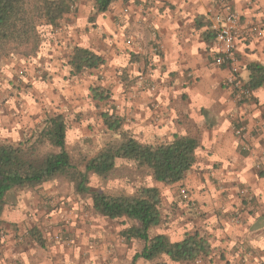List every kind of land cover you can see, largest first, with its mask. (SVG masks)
<instances>
[{"label":"crops","instance_id":"obj_1","mask_svg":"<svg viewBox=\"0 0 264 264\" xmlns=\"http://www.w3.org/2000/svg\"><path fill=\"white\" fill-rule=\"evenodd\" d=\"M224 1L240 15L241 28L236 37L235 61L223 67L214 64L216 36L211 28L212 18L221 11L220 0H165V15L157 10L163 5L161 0H138L129 2L127 11L115 12L114 17L128 18V32L135 30L142 44H148L149 36L138 34L136 24L155 26L165 63V94L158 97L160 102L165 97V101L156 109L157 119L148 109L147 92L127 94L122 104L119 99L118 106L128 116V122L134 119L132 123L139 131L147 132L151 122L157 121V135H165V143L172 142L175 136L195 138L199 143L195 165L186 178L174 186H165V230L159 229L155 235L164 234L173 243L194 234L207 240L210 254L193 264H264V86L243 97L240 90L227 83L236 77L245 86L251 78L249 66L264 67V0ZM123 28L119 26L117 30L120 41H115L116 46L105 41L98 51L105 61L101 67L127 57L123 55ZM133 97L137 98L132 100ZM242 125L247 132L240 139L235 130ZM177 187L182 201L180 192L187 190L200 214L183 201L190 210L184 208L182 217L172 216ZM190 212L191 216L187 214ZM75 240V250L57 245L58 251L52 249L50 259L44 263L77 264L80 256V264H100L103 260L132 264L134 256L145 247L140 239H115L112 243L109 235H78ZM95 242L98 245L91 246ZM14 259L8 258V263ZM165 262L185 264L166 258ZM145 263L148 262L142 260L135 264Z\"/></svg>","mask_w":264,"mask_h":264},{"label":"rangeland","instance_id":"obj_2","mask_svg":"<svg viewBox=\"0 0 264 264\" xmlns=\"http://www.w3.org/2000/svg\"><path fill=\"white\" fill-rule=\"evenodd\" d=\"M137 1L119 0L108 12L97 14L95 0H78L57 26L40 29L41 44L35 54L0 58V145H32L47 120L53 115H62L68 126L67 150L73 164L85 173L92 159L128 137L149 145L165 142V135H157V121L151 122L147 132L139 131L132 123L134 119L128 122V116L118 106L119 99L122 104V97L127 94L135 96V93L147 92L148 109L157 119L156 109L165 101V97L161 102L158 98L159 94H165V63L164 49L155 26L136 24L138 34L149 36L148 44H142L136 39L135 30L128 32V18L114 17L118 10L130 9L129 2ZM160 3L163 5L157 8L158 13L165 15V0ZM146 5L155 7L153 3ZM119 26L125 28L121 37L123 55L127 57L117 63L113 60V65L74 76L69 64L74 48L89 49L98 54L105 41L116 46L115 41L120 39ZM92 90L105 100H95ZM105 114L120 117L124 125L117 131L110 130L104 121ZM50 151L56 152L46 147L38 153L43 155ZM88 181L92 191L112 196H134L144 188H158L162 195L163 224L154 228L151 236L159 229L165 230V211L168 209H165V185L155 182L145 168L132 161L117 159L110 174L89 173ZM179 191L177 187L176 208L171 213L174 217H182L180 212L184 213V208L190 210ZM133 224L126 219L113 221L98 215L93 209L91 195L78 192L65 177H56L36 187L15 189L6 196L0 219V264H9L8 258H15L12 264H45L52 249L58 251L57 245L75 250L78 235L88 234L91 238L109 235L115 243V239L118 242L124 238L121 235L124 229ZM97 245L95 242L91 246ZM79 257L77 264H80ZM107 262L103 260L100 264Z\"/></svg>","mask_w":264,"mask_h":264},{"label":"trees","instance_id":"obj_3","mask_svg":"<svg viewBox=\"0 0 264 264\" xmlns=\"http://www.w3.org/2000/svg\"><path fill=\"white\" fill-rule=\"evenodd\" d=\"M78 0H0V58L12 54L32 56L41 44L40 29L55 27L70 12ZM119 0H95L97 14H104ZM128 1V0H124ZM69 64L74 76L88 70H97L104 59L89 49L74 48ZM250 81L245 87L254 91L264 86V67L249 66ZM94 99L105 98L92 90ZM105 123L117 131L124 121L106 114ZM68 126L62 115H53L40 131L32 145H0V219L5 209L6 196L13 190L36 187L56 177H65L76 190L91 195L95 212L110 220L126 219L138 223L122 232L127 240L140 239L144 250L134 256L132 264L142 259L148 263H195L211 252L210 244L197 234L188 235L180 242H171L164 234L151 236V230L163 224L162 195L158 188H144L134 196H112L94 192L88 187V174L107 176L117 159L134 162L150 172L153 180L167 187L182 182L196 162L198 140L175 136L172 142L158 145L143 144L133 137L111 147L92 159L82 173L67 150ZM46 147L54 151L38 152ZM33 235H35L33 233ZM38 238V236H36ZM41 244L42 240L38 238Z\"/></svg>","mask_w":264,"mask_h":264},{"label":"built area","instance_id":"obj_4","mask_svg":"<svg viewBox=\"0 0 264 264\" xmlns=\"http://www.w3.org/2000/svg\"><path fill=\"white\" fill-rule=\"evenodd\" d=\"M221 11L212 18V31L216 36V51L214 55V64L217 67L230 66L235 61L236 53V37L239 34L241 23L240 15L231 9V7L225 3L224 0H220ZM227 83L233 86L235 89L241 91V96L249 97L251 91L237 81L236 77L228 79ZM247 129L245 126H240L235 130L236 136L240 139L245 136ZM181 196L191 209L200 214V210L193 201L187 190H181Z\"/></svg>","mask_w":264,"mask_h":264}]
</instances>
